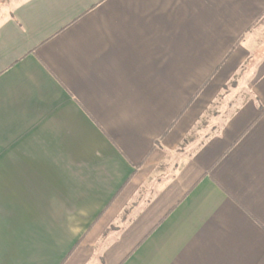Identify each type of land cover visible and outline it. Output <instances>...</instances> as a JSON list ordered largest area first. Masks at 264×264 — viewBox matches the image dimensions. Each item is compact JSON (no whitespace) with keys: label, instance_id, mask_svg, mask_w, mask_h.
Here are the masks:
<instances>
[{"label":"crops","instance_id":"obj_1","mask_svg":"<svg viewBox=\"0 0 264 264\" xmlns=\"http://www.w3.org/2000/svg\"><path fill=\"white\" fill-rule=\"evenodd\" d=\"M0 264H264V0H0Z\"/></svg>","mask_w":264,"mask_h":264},{"label":"rangeland","instance_id":"obj_2","mask_svg":"<svg viewBox=\"0 0 264 264\" xmlns=\"http://www.w3.org/2000/svg\"><path fill=\"white\" fill-rule=\"evenodd\" d=\"M201 136V135H200Z\"/></svg>","mask_w":264,"mask_h":264}]
</instances>
